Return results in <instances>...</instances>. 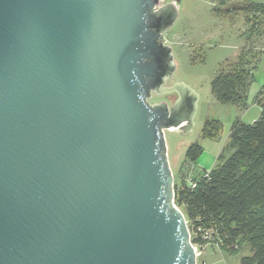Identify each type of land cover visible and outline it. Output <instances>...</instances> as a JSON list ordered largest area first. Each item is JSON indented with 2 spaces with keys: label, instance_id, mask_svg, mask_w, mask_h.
Segmentation results:
<instances>
[{
  "label": "water",
  "instance_id": "water-1",
  "mask_svg": "<svg viewBox=\"0 0 264 264\" xmlns=\"http://www.w3.org/2000/svg\"><path fill=\"white\" fill-rule=\"evenodd\" d=\"M162 1L0 0V264H196L164 132L198 96L168 85Z\"/></svg>",
  "mask_w": 264,
  "mask_h": 264
},
{
  "label": "trees",
  "instance_id": "trees-1",
  "mask_svg": "<svg viewBox=\"0 0 264 264\" xmlns=\"http://www.w3.org/2000/svg\"><path fill=\"white\" fill-rule=\"evenodd\" d=\"M216 1V0H214ZM224 1V0H221ZM244 24L264 35V0H238ZM252 64L231 70L219 68L211 81V93L221 104L247 107V94L253 82ZM260 108L253 123L235 120L228 134L231 150L222 153L209 171L195 174L194 166L203 153L197 143H191L180 169L179 184L174 183V202L184 213L193 242L203 246L198 228L212 230L219 239L218 249L238 254L246 248L239 264H264V80L254 97ZM221 124L206 121L201 136L218 139ZM192 169L191 187L186 174Z\"/></svg>",
  "mask_w": 264,
  "mask_h": 264
},
{
  "label": "rangeland",
  "instance_id": "rangeland-1",
  "mask_svg": "<svg viewBox=\"0 0 264 264\" xmlns=\"http://www.w3.org/2000/svg\"><path fill=\"white\" fill-rule=\"evenodd\" d=\"M241 6L238 0H180L176 4L178 17L163 35L164 43L171 47L173 62L177 63L168 85L184 82L198 96L191 132L185 135L171 130L164 132L168 161L177 185L185 151L191 143L197 142L203 148V158L216 152L227 158L231 153L228 134L232 123L240 120L250 124L259 118L260 108L253 101L264 80V35L244 24ZM248 62L252 64L254 80L248 89L247 107L217 102L211 93V81L218 69L247 67ZM160 101L164 98L154 96L149 100ZM208 120L221 124L218 139L201 136ZM247 254L246 248L238 254H228L208 246L196 264H239L240 258Z\"/></svg>",
  "mask_w": 264,
  "mask_h": 264
},
{
  "label": "built area",
  "instance_id": "built-area-1",
  "mask_svg": "<svg viewBox=\"0 0 264 264\" xmlns=\"http://www.w3.org/2000/svg\"><path fill=\"white\" fill-rule=\"evenodd\" d=\"M191 178H192V169L187 172V174H186V180L190 184L191 187H195V183H193V181L191 180ZM187 226H188V224H187ZM196 234H198L199 237L201 238V240L203 241V243H204L203 246H200L197 243H194L193 242V237H192V234H191V232L189 230V238H190V242H191V245H192V248H193V251H194V254H195L196 262H197V259L200 256H202V253H203V251H204V249L206 247L211 246V247L218 248V245L220 244V241L214 235V233L212 232V230H204L202 228H198Z\"/></svg>",
  "mask_w": 264,
  "mask_h": 264
},
{
  "label": "crops",
  "instance_id": "crops-1",
  "mask_svg": "<svg viewBox=\"0 0 264 264\" xmlns=\"http://www.w3.org/2000/svg\"><path fill=\"white\" fill-rule=\"evenodd\" d=\"M220 152H216L214 155H210V157L203 158V154L200 156V158L197 160L194 166V172L196 175H200L203 172H209L216 164L217 159Z\"/></svg>",
  "mask_w": 264,
  "mask_h": 264
},
{
  "label": "flooded vegetation",
  "instance_id": "flooded-vegetation-1",
  "mask_svg": "<svg viewBox=\"0 0 264 264\" xmlns=\"http://www.w3.org/2000/svg\"><path fill=\"white\" fill-rule=\"evenodd\" d=\"M171 84V83H170Z\"/></svg>",
  "mask_w": 264,
  "mask_h": 264
}]
</instances>
